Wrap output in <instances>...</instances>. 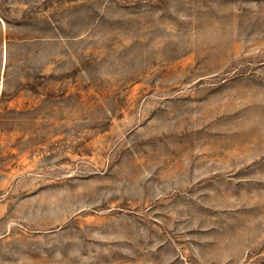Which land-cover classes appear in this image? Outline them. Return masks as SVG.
<instances>
[{
  "label": "rangeland",
  "instance_id": "rangeland-1",
  "mask_svg": "<svg viewBox=\"0 0 264 264\" xmlns=\"http://www.w3.org/2000/svg\"><path fill=\"white\" fill-rule=\"evenodd\" d=\"M0 264H264V0H0Z\"/></svg>",
  "mask_w": 264,
  "mask_h": 264
}]
</instances>
